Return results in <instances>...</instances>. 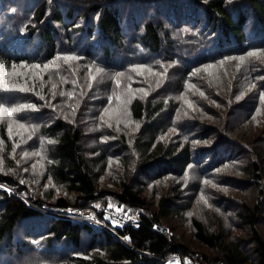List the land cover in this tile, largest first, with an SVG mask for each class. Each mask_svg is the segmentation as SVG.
<instances>
[{
  "label": "trees",
  "instance_id": "obj_1",
  "mask_svg": "<svg viewBox=\"0 0 264 264\" xmlns=\"http://www.w3.org/2000/svg\"><path fill=\"white\" fill-rule=\"evenodd\" d=\"M262 96L264 0H0V264H264Z\"/></svg>",
  "mask_w": 264,
  "mask_h": 264
},
{
  "label": "built area",
  "instance_id": "obj_2",
  "mask_svg": "<svg viewBox=\"0 0 264 264\" xmlns=\"http://www.w3.org/2000/svg\"><path fill=\"white\" fill-rule=\"evenodd\" d=\"M106 202L107 204H103L102 202L100 203V201H95L90 202L83 207L64 208L63 210L69 213L68 215L65 214L64 217L70 216L67 219L73 221H79V218H84L94 228L107 230L114 235H117V232L114 226H112V220H116L118 222L115 226L130 225L134 228H138L142 224V218L137 209L120 200L106 199ZM115 203L116 206H114ZM109 205H111V207H109ZM117 208L121 210L117 211ZM153 229L158 231L166 238L171 239L172 233L170 231L168 232V230H166V227L163 228V226L155 224V227H153ZM114 231L116 233H114ZM175 255V261L181 263L179 255L177 253H175ZM189 261L191 262V264H200L198 260L197 262H195L194 260Z\"/></svg>",
  "mask_w": 264,
  "mask_h": 264
},
{
  "label": "rangeland",
  "instance_id": "obj_3",
  "mask_svg": "<svg viewBox=\"0 0 264 264\" xmlns=\"http://www.w3.org/2000/svg\"><path fill=\"white\" fill-rule=\"evenodd\" d=\"M120 4V3H119ZM145 90H143L142 92H141V94H139V95H144L145 96ZM127 101V103H128V98L126 99ZM125 102V103H126ZM124 103V104H125ZM124 104L122 105V107H121V109L118 111L119 113H121L122 115H124L125 117H128L129 115H128V112H127V108L126 107H124ZM121 116V115H120ZM0 186L1 187H3V188H7V189H10L8 186H6V185H4V184H0ZM109 199H111V198H109ZM115 200H117V199H115ZM101 203V202H100ZM114 206H116V203L114 204ZM67 208H75V207H67ZM64 208H60V209H48V210H42V211H44V212H46L47 214H50V215H54L55 217H61V218H65V219H67V218H69L70 216H67V217H64V215L66 214V215H68L69 213L68 212H66L65 210H63ZM136 209V208H135ZM138 211V210H137ZM138 213L140 214V212L138 211ZM58 215H61V216H58ZM140 216H141V214H140ZM78 222H83V223H86V224H88L89 226H91L90 224H89V222L88 221H86V219H84V218H79V221ZM157 224V223H156ZM159 225V224H158ZM159 226H163V228L164 227H166L167 229L166 230H168V232L170 231L171 233H172V230H170V227L169 226H167V225H159ZM93 229H95V230H97V231H103L104 229H96V228H94L93 226H91ZM165 230V229H164ZM107 231V230H106ZM109 232V231H108ZM117 232V231H116ZM115 231H114V233H116ZM111 233V232H110ZM115 237H117V238H119V239H121V240H124V241H126L124 238H122L121 236H120V234L117 232V235H115ZM175 255V254H174ZM176 256V255H175ZM174 256V257H175ZM179 259H180V257H179ZM189 260H194L195 262H197V260H198V262H200V264H225V263H222V262H218V263H209V262H207V261H205V260H203V259H197V258H193L191 255H187V257L185 258V261H186V264H191V262L189 261ZM179 261V260H178ZM163 262V264H183V263H179V262H177V261H175V258L172 260V261H169V262H164V261H162Z\"/></svg>",
  "mask_w": 264,
  "mask_h": 264
},
{
  "label": "snow or ice",
  "instance_id": "obj_4",
  "mask_svg": "<svg viewBox=\"0 0 264 264\" xmlns=\"http://www.w3.org/2000/svg\"><path fill=\"white\" fill-rule=\"evenodd\" d=\"M248 55H249V56H253V55H255V52H249ZM71 58H72V57H69V59H71ZM229 59H230V57H229ZM240 59L243 60L244 57L241 56ZM37 67H39V66H37ZM6 90H7V89H6ZM20 90H21V91H30V89H20ZM261 98L264 99V96H262ZM24 107H25V108H34L35 106H34V105H25ZM0 110L8 111V112H9V115H11V111H12V110H10V109H2V106H0ZM217 171H219V169H217ZM213 186L215 187V185H213ZM109 207H111V205H109ZM116 210H117V211H120L121 209L117 208ZM111 222H112V224H114V225H116V224L118 223L116 220H112ZM154 227H155V225H154ZM125 239H127V237H126Z\"/></svg>",
  "mask_w": 264,
  "mask_h": 264
},
{
  "label": "bare ground",
  "instance_id": "obj_5",
  "mask_svg": "<svg viewBox=\"0 0 264 264\" xmlns=\"http://www.w3.org/2000/svg\"><path fill=\"white\" fill-rule=\"evenodd\" d=\"M148 13V12H147ZM144 14V13H143ZM121 15V14H120ZM118 16V15H117ZM143 16V15H142ZM142 19V18H141ZM147 19V18H146ZM168 33V32H167ZM77 75H79L78 73H77Z\"/></svg>",
  "mask_w": 264,
  "mask_h": 264
}]
</instances>
